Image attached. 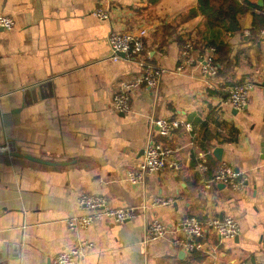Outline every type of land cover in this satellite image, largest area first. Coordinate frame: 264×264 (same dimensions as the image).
<instances>
[{
  "label": "crops",
  "instance_id": "0c3cea01",
  "mask_svg": "<svg viewBox=\"0 0 264 264\" xmlns=\"http://www.w3.org/2000/svg\"><path fill=\"white\" fill-rule=\"evenodd\" d=\"M103 1L109 19L94 13ZM223 8L231 16L220 15ZM0 12L16 20L0 29V151L13 144L58 162L0 154V264H52L82 240L95 246L74 264H264V0H0ZM113 29L142 32L146 61L169 69L157 86L136 87L127 111L112 107L113 92L140 67L135 58L112 57ZM188 39L195 41L192 61L177 71ZM217 44L212 76L200 62L206 46ZM245 81L255 87L239 111L225 88ZM157 117L193 125V132L181 127L161 137L179 148L184 166L132 183L127 172L143 159ZM200 158L211 167L206 174ZM222 161L245 172V189L217 183L202 195L201 179ZM81 193L139 212L70 228L67 217L84 212L76 204ZM156 196L176 200L154 205ZM208 214L235 217L240 232L208 231L192 252L175 242L178 219ZM152 217L170 229L147 242Z\"/></svg>",
  "mask_w": 264,
  "mask_h": 264
},
{
  "label": "built area",
  "instance_id": "2783aa9c",
  "mask_svg": "<svg viewBox=\"0 0 264 264\" xmlns=\"http://www.w3.org/2000/svg\"><path fill=\"white\" fill-rule=\"evenodd\" d=\"M94 13L99 19H109L111 16L110 4L107 1H103L95 9ZM15 25L16 20L14 17L0 12V29H12ZM259 32L264 36V26L259 29ZM108 42L113 51V58L118 59L120 54H123L127 57L135 58L140 67L137 73L122 78L113 92L112 107L116 111H127L131 107L132 91L140 85L157 86L163 74L169 69L146 61L142 32L113 29L109 34ZM194 48L195 41L192 39H188L183 43L180 52L181 63L175 66V70L183 71L186 64L192 61L191 56ZM217 52L216 46H206L205 54L200 62L201 70L204 73L212 76L217 74ZM254 87L253 81L227 86L225 88L227 91L226 101L234 109L245 110L248 107L250 93ZM151 121L155 130L147 143L144 157L135 169H129L127 172V179L132 183L142 182L146 174L162 171L167 167L176 172L184 166V162L178 156L179 148L169 145L161 137L170 136L181 127L193 132V125L185 119L170 117H157ZM197 168L202 174H206L211 167L205 158H200ZM217 183H224L232 189L241 192L246 187L247 176L244 171L227 161H222L213 169L210 176L201 179L199 185L200 193L207 196ZM175 200L174 197L156 196L152 202L154 205H164L172 204ZM76 204L84 212L70 215L66 219L69 227L75 229L87 228L99 217H106L116 222H124L134 218L139 212L138 207L113 206L109 199L100 193H81L77 196ZM169 229L170 225L165 223L160 217H152L148 221L146 241L162 237ZM173 229L180 235L175 242L192 252L202 248V239L208 231H213L220 236H236L241 230V225L231 215L219 217L208 214L202 218L196 215H187L178 219L174 223ZM94 246L93 242L82 240L75 246L57 253L52 264H74L80 262L86 257L88 250L94 248Z\"/></svg>",
  "mask_w": 264,
  "mask_h": 264
},
{
  "label": "water",
  "instance_id": "95a60500",
  "mask_svg": "<svg viewBox=\"0 0 264 264\" xmlns=\"http://www.w3.org/2000/svg\"><path fill=\"white\" fill-rule=\"evenodd\" d=\"M8 147H6L8 149V151L6 150H3V151H0V154H6V152H9L11 155H20V156H25L29 159H32L34 161H38V162H42V163H47V164H56L58 163L57 161H53V160H50V159H43V158H40V157H36V156H33V155H29V154H22L20 152H18L16 150V147L13 145V144H10V145H7ZM214 153L215 155L222 159V154H223V148L221 146H218L214 149Z\"/></svg>",
  "mask_w": 264,
  "mask_h": 264
},
{
  "label": "trees",
  "instance_id": "16d2710c",
  "mask_svg": "<svg viewBox=\"0 0 264 264\" xmlns=\"http://www.w3.org/2000/svg\"><path fill=\"white\" fill-rule=\"evenodd\" d=\"M200 1V4L202 5L203 3H204V0H199ZM219 13H220V15H222V16H226V17H229V16H231L230 15V13H229V11L228 10H225L224 8L223 9H221V11H219ZM220 44H217V51H218V49H220Z\"/></svg>",
  "mask_w": 264,
  "mask_h": 264
}]
</instances>
